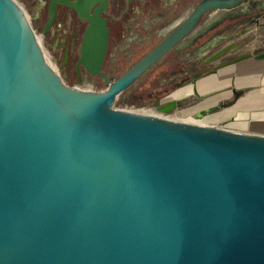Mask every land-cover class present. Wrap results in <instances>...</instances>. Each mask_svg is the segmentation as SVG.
Wrapping results in <instances>:
<instances>
[{
	"label": "water",
	"instance_id": "95a60500",
	"mask_svg": "<svg viewBox=\"0 0 264 264\" xmlns=\"http://www.w3.org/2000/svg\"><path fill=\"white\" fill-rule=\"evenodd\" d=\"M245 1L201 0L110 80L107 0H50L43 36L58 4L87 22L76 66L104 80L93 91L65 84L21 7L0 0V264H264V135L168 117L181 101L114 106L206 14Z\"/></svg>",
	"mask_w": 264,
	"mask_h": 264
},
{
	"label": "flooded vegetation",
	"instance_id": "af4514ba",
	"mask_svg": "<svg viewBox=\"0 0 264 264\" xmlns=\"http://www.w3.org/2000/svg\"><path fill=\"white\" fill-rule=\"evenodd\" d=\"M200 1L201 0H107V9L101 14V17L106 20V27L108 28L107 51L101 72L109 78L104 72V66L112 41L116 44L121 43L123 45L136 44L142 41L147 43L151 40H155L157 41V45ZM49 2L50 0H39V5L45 12L44 25L49 18ZM96 7L97 4L93 6L91 13ZM256 8L264 10V0L260 3V6ZM209 16L210 14H206L200 21L196 30L169 52L178 53V55L181 53L178 58V63H181L179 64L177 76L171 79V81H173V87L170 91L166 88H162V90H155L148 95L149 98L154 100L156 108L159 103H162L159 102L160 99L179 88L176 87L177 84L183 81L182 87L191 81L192 74L205 71L207 62L204 61L203 58H208L212 53L210 52L211 50L222 46V38L219 35L213 38L208 36L206 21L214 17ZM66 24L72 25L74 29L69 34H66V31H64V25ZM86 26L87 22L78 19L76 13L72 9L58 4L56 5L53 22L44 37L54 38V46L52 47L53 53L57 54L58 51H61L60 67L65 78L74 76L77 85H94L97 84L99 80H102L105 84L101 77L91 76L87 74L81 66H76L79 58V45ZM59 41L63 42L58 44ZM118 47V51L121 52L120 45H118ZM196 68L200 69L196 71ZM140 78L133 82L123 92L130 89ZM166 85L167 83H163L161 87Z\"/></svg>",
	"mask_w": 264,
	"mask_h": 264
},
{
	"label": "rangeland",
	"instance_id": "374dc122",
	"mask_svg": "<svg viewBox=\"0 0 264 264\" xmlns=\"http://www.w3.org/2000/svg\"><path fill=\"white\" fill-rule=\"evenodd\" d=\"M15 1L25 13L33 32L41 41V45L45 54L47 55L53 66L57 69L59 74L62 76L65 84L72 87L91 89L93 91H103L106 88V85L102 80H99L98 83L94 85H77L75 83L76 79L74 76H68L67 78H65L60 67L61 51H58L57 54L53 53L52 47L54 46V38H45L42 35V27L45 22V12L42 7H40L39 0ZM262 1L263 0H246L244 4L238 9L231 10L229 12H222L224 14L226 23H242V34L239 41L234 42L235 45H233V48H237L234 52H231L232 49H228V47L225 46L224 48L226 49L223 51V54L210 61L206 65L205 70L209 68L210 63H224L230 59H233L234 57H237L238 55L249 54L257 48L259 37L261 36L262 28L264 27V10L256 7H259ZM73 30L74 29L72 28V25H64V31H66V34H69ZM62 42L59 41L58 44H61ZM156 42L157 41L155 40H151L147 43L145 41H142L136 44L122 45L121 43L116 44L114 41H112L106 58L104 72L110 79L121 76L127 69H129L141 57H143L150 49H152L156 45ZM118 45H120L121 47V52L118 51ZM180 54L181 53H179V55ZM179 55L178 53L174 52L166 55L156 66H154L150 71L144 74L132 87H130V89L123 92L118 97L117 101L114 104L115 108L133 111H139L141 109H156L154 100L152 98H149L148 95L153 93L155 90H162V88H166L169 91L171 90V88L173 87V81H171V79L177 76L176 74L180 66L179 64L181 63H178ZM205 59L206 58L204 57L203 60L205 61ZM199 69L200 68H196V71ZM163 83H167V85L161 87ZM185 92L186 91H184V93ZM180 94L181 92L170 93L169 95L160 99L159 102L166 103L170 100H174ZM186 104H188L187 101L185 102V107H183L181 110H175L167 114V116L174 119L187 121H190V119H195L194 115L196 113V109L194 107H189L188 105L186 106ZM157 112L158 111L155 110L154 113ZM205 118L206 117L195 120H204ZM205 124L226 128L222 123Z\"/></svg>",
	"mask_w": 264,
	"mask_h": 264
},
{
	"label": "crops",
	"instance_id": "0c3cea01",
	"mask_svg": "<svg viewBox=\"0 0 264 264\" xmlns=\"http://www.w3.org/2000/svg\"><path fill=\"white\" fill-rule=\"evenodd\" d=\"M209 17L213 19L206 21L208 36L213 38L219 35L222 46L210 51L211 55L205 59L207 64L222 48L235 45L234 42L239 41L242 34V23H226L222 12ZM236 49L233 48L231 52ZM242 56L244 58L240 59ZM232 91L241 92L235 103L206 116L208 119L205 118L202 124L222 123L229 129L264 135V27L254 51L224 63H210L194 84L187 83L174 90L172 93L181 94L170 101H181L176 110L185 107L187 101L186 106L194 107L197 113L219 103L232 101Z\"/></svg>",
	"mask_w": 264,
	"mask_h": 264
},
{
	"label": "built area",
	"instance_id": "2783aa9c",
	"mask_svg": "<svg viewBox=\"0 0 264 264\" xmlns=\"http://www.w3.org/2000/svg\"><path fill=\"white\" fill-rule=\"evenodd\" d=\"M155 110H157V108L154 109V110H151V109H141L139 111H141V112H147V113H153V112H155ZM151 111H153V112H151Z\"/></svg>",
	"mask_w": 264,
	"mask_h": 264
},
{
	"label": "bare ground",
	"instance_id": "6f19581e",
	"mask_svg": "<svg viewBox=\"0 0 264 264\" xmlns=\"http://www.w3.org/2000/svg\"><path fill=\"white\" fill-rule=\"evenodd\" d=\"M40 41V40H39ZM154 113V112H153ZM194 120V121H193ZM190 121L192 122H196V123H202L203 120H195V119H190Z\"/></svg>",
	"mask_w": 264,
	"mask_h": 264
}]
</instances>
